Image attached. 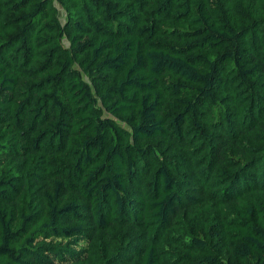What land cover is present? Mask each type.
<instances>
[{"label":"trees","instance_id":"obj_1","mask_svg":"<svg viewBox=\"0 0 264 264\" xmlns=\"http://www.w3.org/2000/svg\"><path fill=\"white\" fill-rule=\"evenodd\" d=\"M0 264H264V0H0Z\"/></svg>","mask_w":264,"mask_h":264},{"label":"rangeland","instance_id":"obj_2","mask_svg":"<svg viewBox=\"0 0 264 264\" xmlns=\"http://www.w3.org/2000/svg\"><path fill=\"white\" fill-rule=\"evenodd\" d=\"M55 5L58 9V16L60 17V19H62V15H63L62 9L56 2H55Z\"/></svg>","mask_w":264,"mask_h":264}]
</instances>
